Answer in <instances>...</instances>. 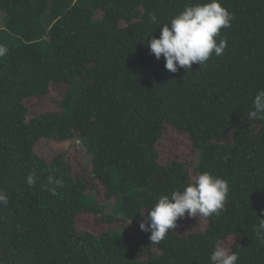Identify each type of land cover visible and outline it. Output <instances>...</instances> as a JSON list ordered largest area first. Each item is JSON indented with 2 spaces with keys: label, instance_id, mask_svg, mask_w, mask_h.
Listing matches in <instances>:
<instances>
[{
  "label": "trees",
  "instance_id": "16d2710c",
  "mask_svg": "<svg viewBox=\"0 0 264 264\" xmlns=\"http://www.w3.org/2000/svg\"><path fill=\"white\" fill-rule=\"evenodd\" d=\"M204 2L0 0V264H211L217 246L264 264V120L247 118L264 90V0H220L228 47L204 65L172 73L148 46L160 36L149 13L169 23ZM54 83L66 91L47 109ZM168 131L192 157L167 153ZM68 141L80 146L47 157ZM203 172L228 182L224 209L151 242L148 209ZM50 174L64 180L55 196Z\"/></svg>",
  "mask_w": 264,
  "mask_h": 264
},
{
  "label": "clouds",
  "instance_id": "9594fccd",
  "mask_svg": "<svg viewBox=\"0 0 264 264\" xmlns=\"http://www.w3.org/2000/svg\"><path fill=\"white\" fill-rule=\"evenodd\" d=\"M149 19L160 29L159 38L152 36L148 46L151 54L159 60L163 56L165 68L175 73L180 68L189 70L193 64H206L215 54L219 57L228 47L227 39L220 38L221 30L228 28L234 19L233 14L222 6L220 0H207L204 3L185 5L169 23L160 24L155 13H149ZM8 49L0 45V57L6 56ZM250 121L264 120V90L258 91L252 100V109L248 112ZM34 172L29 173L26 182L29 188L36 183ZM47 188L51 195H57L56 189L64 187V180L47 177ZM229 193L228 182L209 172L198 174L192 182L182 186V190H172L170 195H161L157 203L148 209V214L139 227L150 232V240L159 243L166 238L169 229L176 227V221L185 214L189 217H211L224 209ZM9 197L0 189V205L7 206ZM259 229L264 231V220H260ZM239 254L223 246H217L210 255L211 264H237Z\"/></svg>",
  "mask_w": 264,
  "mask_h": 264
},
{
  "label": "rangeland",
  "instance_id": "374dc122",
  "mask_svg": "<svg viewBox=\"0 0 264 264\" xmlns=\"http://www.w3.org/2000/svg\"><path fill=\"white\" fill-rule=\"evenodd\" d=\"M65 91L66 86L64 84H52L50 94L47 97L48 100L46 103V108L48 109L49 107H54L57 99H60L65 93ZM184 142L189 143L183 133L179 131H175V133L168 131L162 143L166 147L167 153L174 154L173 157H179L180 159L192 157L190 150L187 148V146H184ZM73 144L75 147L80 146V142L78 141L76 142V144L72 141H68L66 143H62L61 145L52 142V144L46 145V155L48 158H50L52 156V151H58L60 148H62V150H65L67 148L71 149V145ZM75 153L80 154L81 152L76 151ZM80 219L84 227L91 229L95 232H100L104 229V225L100 224L95 219H93L91 215L84 214L80 217ZM188 225L189 222L183 223L181 228L185 229Z\"/></svg>",
  "mask_w": 264,
  "mask_h": 264
}]
</instances>
